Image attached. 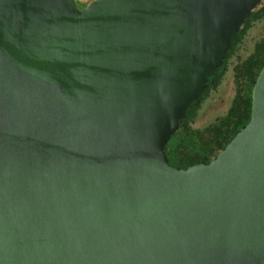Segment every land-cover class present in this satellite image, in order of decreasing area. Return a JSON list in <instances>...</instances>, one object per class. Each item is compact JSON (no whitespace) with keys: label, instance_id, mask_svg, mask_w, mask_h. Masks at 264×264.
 Instances as JSON below:
<instances>
[{"label":"water","instance_id":"obj_1","mask_svg":"<svg viewBox=\"0 0 264 264\" xmlns=\"http://www.w3.org/2000/svg\"><path fill=\"white\" fill-rule=\"evenodd\" d=\"M262 0H0V264H264V64L208 163L164 146Z\"/></svg>","mask_w":264,"mask_h":264},{"label":"trees","instance_id":"obj_2","mask_svg":"<svg viewBox=\"0 0 264 264\" xmlns=\"http://www.w3.org/2000/svg\"><path fill=\"white\" fill-rule=\"evenodd\" d=\"M262 18L264 0L241 24L226 50L222 63L208 77L201 93L188 104L178 129L167 140L164 151L171 165L186 168L200 162L208 163L250 120L251 91L264 64V34L254 42L251 53L244 58H238L233 64L234 94L226 112L202 127L193 125L202 103L221 84L229 61L239 50L247 31L254 22Z\"/></svg>","mask_w":264,"mask_h":264},{"label":"rangeland","instance_id":"obj_3","mask_svg":"<svg viewBox=\"0 0 264 264\" xmlns=\"http://www.w3.org/2000/svg\"><path fill=\"white\" fill-rule=\"evenodd\" d=\"M80 6H84L78 2ZM264 34V18L254 22L251 28L247 31L239 50L230 59L227 73L225 74L218 89L202 103L201 108L193 121L196 127H202L213 121L217 116L223 115L230 105L234 94L233 82V64L238 58H244L253 49V44Z\"/></svg>","mask_w":264,"mask_h":264},{"label":"built area","instance_id":"obj_4","mask_svg":"<svg viewBox=\"0 0 264 264\" xmlns=\"http://www.w3.org/2000/svg\"><path fill=\"white\" fill-rule=\"evenodd\" d=\"M90 1H92V0H76L77 3L80 2V3H82L83 5L89 3Z\"/></svg>","mask_w":264,"mask_h":264}]
</instances>
